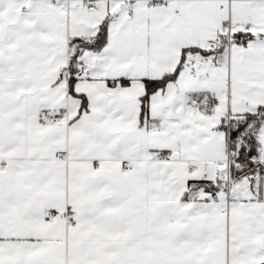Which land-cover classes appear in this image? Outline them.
<instances>
[{
    "label": "snow or ice",
    "instance_id": "6c2138e0",
    "mask_svg": "<svg viewBox=\"0 0 264 264\" xmlns=\"http://www.w3.org/2000/svg\"><path fill=\"white\" fill-rule=\"evenodd\" d=\"M0 264H264V0H0Z\"/></svg>",
    "mask_w": 264,
    "mask_h": 264
}]
</instances>
